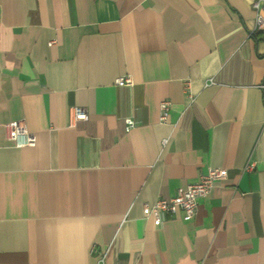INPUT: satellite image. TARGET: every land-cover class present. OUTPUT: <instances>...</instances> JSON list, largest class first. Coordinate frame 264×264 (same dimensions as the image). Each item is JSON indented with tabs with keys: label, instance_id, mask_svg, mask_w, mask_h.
<instances>
[{
	"label": "crops",
	"instance_id": "1",
	"mask_svg": "<svg viewBox=\"0 0 264 264\" xmlns=\"http://www.w3.org/2000/svg\"><path fill=\"white\" fill-rule=\"evenodd\" d=\"M253 2L0 0V264H264ZM209 168L227 179L193 219L146 217Z\"/></svg>",
	"mask_w": 264,
	"mask_h": 264
},
{
	"label": "built area",
	"instance_id": "2",
	"mask_svg": "<svg viewBox=\"0 0 264 264\" xmlns=\"http://www.w3.org/2000/svg\"><path fill=\"white\" fill-rule=\"evenodd\" d=\"M253 9L256 13V30L264 29V0H254ZM119 87H130L133 85L131 77H122L117 80ZM172 103L168 100L160 105V121L167 123L169 121ZM73 123H83L89 120L88 111L84 108H74L72 110ZM133 120L126 121V131L130 132L135 128ZM8 139L14 143L17 148L36 147L37 137L30 133L25 125L20 122H12L6 126ZM254 164L248 167L251 171ZM227 179V171L219 168H209L206 174L201 175L200 180L186 188L179 189L177 195L171 199H160L153 206L146 205V217L152 218L158 226L164 221L180 211L184 213V219H193L199 207V199L207 196L217 183Z\"/></svg>",
	"mask_w": 264,
	"mask_h": 264
}]
</instances>
